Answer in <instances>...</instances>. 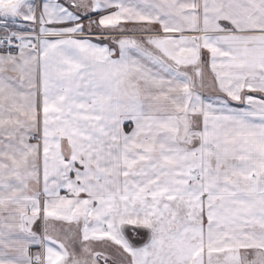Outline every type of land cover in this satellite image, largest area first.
Segmentation results:
<instances>
[{
  "label": "snow or ice",
  "instance_id": "obj_1",
  "mask_svg": "<svg viewBox=\"0 0 264 264\" xmlns=\"http://www.w3.org/2000/svg\"><path fill=\"white\" fill-rule=\"evenodd\" d=\"M0 264H264V0H0Z\"/></svg>",
  "mask_w": 264,
  "mask_h": 264
}]
</instances>
